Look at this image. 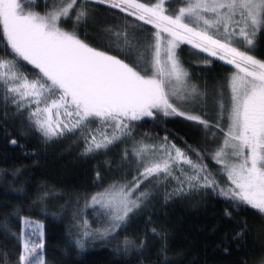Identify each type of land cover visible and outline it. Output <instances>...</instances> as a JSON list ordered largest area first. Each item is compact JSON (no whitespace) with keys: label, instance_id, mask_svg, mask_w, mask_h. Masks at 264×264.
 I'll return each instance as SVG.
<instances>
[{"label":"snow or ice","instance_id":"6c2138e0","mask_svg":"<svg viewBox=\"0 0 264 264\" xmlns=\"http://www.w3.org/2000/svg\"><path fill=\"white\" fill-rule=\"evenodd\" d=\"M0 43L5 139L20 143L9 130L18 122L45 145L68 141L95 161L97 189L33 184L23 165L0 169L21 196L0 203L6 234L12 217L23 225L12 233L14 264H76L73 251L121 233L123 264H198L173 251L162 217L176 203L216 198L213 231L225 230L213 253L264 264V0H0ZM182 44L202 58L190 63ZM215 59L233 70H189ZM148 120L160 130L140 131ZM24 201L66 221L64 261H49L45 222L22 215Z\"/></svg>","mask_w":264,"mask_h":264},{"label":"trees","instance_id":"16d2710c","mask_svg":"<svg viewBox=\"0 0 264 264\" xmlns=\"http://www.w3.org/2000/svg\"><path fill=\"white\" fill-rule=\"evenodd\" d=\"M181 47L184 48V58L190 63L193 59L202 58V56L195 55L197 51L192 49L190 45L182 44ZM2 49L3 44L0 43V55H3ZM190 49L191 51H189ZM215 65V67L205 65L195 67L192 64L189 70L204 71L211 76L233 70L232 66L218 59H215ZM0 105H2V101H0ZM168 119L171 120L172 118ZM167 126L184 129L183 124L179 122H171ZM9 130L19 139L20 143L12 145L9 142L11 137L5 139L4 129L0 127V169L11 168L13 165L17 167L23 165L28 171L22 179L32 178L33 184L47 181L63 190H97L92 187L95 161L80 159L75 147L69 149L68 141L45 145L39 139L38 134L24 135L18 122L10 124ZM156 130L160 129L151 120L142 123L140 126L142 132ZM33 150L38 151L40 155L33 154ZM10 179L9 177V181ZM5 201L11 205H17L21 203V196L15 193L8 183H5L3 174L0 173V203ZM223 203L222 198H216L209 200L205 206L199 208L188 207L181 203L170 206L167 210V216L162 218L168 222L173 251L187 249L189 258L195 259L198 264L205 260L207 264H220L221 261L224 264H232L239 257L244 256V252L234 253L231 257L213 253L212 244L218 241L221 233L225 230L220 228L218 231H213L214 226L220 223L219 218ZM22 208V215H32L36 219L44 220L46 256L49 261H64L66 257L63 252L68 241L66 221L52 217L51 214L45 218L39 208L30 209L27 201L23 202ZM52 210L55 211V209ZM242 215H247L249 219H252L255 217V210L245 209ZM225 226H229L227 222H225ZM10 227L11 232L6 234L3 228V219L0 217V264H14L18 255L17 250L21 246L16 236L12 235L13 232L23 227L19 217L11 218ZM123 235L124 233H121L119 237L106 243L96 242L83 250H76L80 251L79 255L73 251L71 259L76 264H123V260L115 251L117 242L123 238ZM205 245L208 247L206 248Z\"/></svg>","mask_w":264,"mask_h":264},{"label":"rangeland","instance_id":"374dc122","mask_svg":"<svg viewBox=\"0 0 264 264\" xmlns=\"http://www.w3.org/2000/svg\"><path fill=\"white\" fill-rule=\"evenodd\" d=\"M190 47L192 48V46L190 45ZM196 50V49H195ZM196 51H199V50H196ZM205 55V54H204ZM207 55V54H206ZM197 60V58L196 59H193V61L192 62H194V61H196ZM222 62H224V61H222ZM224 63H226V62H224ZM193 65L195 66V67H200V66H202V65H196V64H194L193 63ZM90 219H91V217H90Z\"/></svg>","mask_w":264,"mask_h":264}]
</instances>
